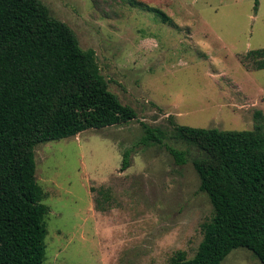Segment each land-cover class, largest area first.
Here are the masks:
<instances>
[{"label": "rangeland", "instance_id": "1", "mask_svg": "<svg viewBox=\"0 0 264 264\" xmlns=\"http://www.w3.org/2000/svg\"><path fill=\"white\" fill-rule=\"evenodd\" d=\"M93 48L110 89L138 117L35 148L36 177L50 207L43 264H171L194 257L213 216L200 190L194 146L172 139L171 121L253 129L264 114V69L238 54L264 47V0H42ZM162 12V13H161ZM165 18L163 17V14ZM188 152L142 144V123ZM131 165L121 171L124 152ZM221 264H262L249 249Z\"/></svg>", "mask_w": 264, "mask_h": 264}, {"label": "trees", "instance_id": "2", "mask_svg": "<svg viewBox=\"0 0 264 264\" xmlns=\"http://www.w3.org/2000/svg\"><path fill=\"white\" fill-rule=\"evenodd\" d=\"M162 13V12H161ZM165 18L164 13L162 14ZM250 71L264 69V47L238 54ZM138 117L109 87L93 48L51 14L42 0H0V264H43L50 207L36 177L40 143ZM248 130H221L171 121L172 139L194 146L200 190L213 205L194 257L171 264H221L245 247L264 264V114ZM141 143L163 145L178 164L188 152L166 144L163 129L142 123ZM126 150L121 171L131 165Z\"/></svg>", "mask_w": 264, "mask_h": 264}]
</instances>
